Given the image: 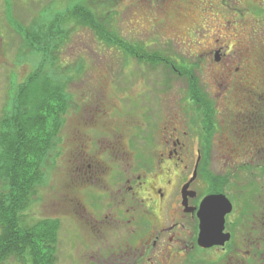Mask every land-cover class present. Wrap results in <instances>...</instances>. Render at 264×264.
<instances>
[{
  "label": "rangeland",
  "instance_id": "374dc122",
  "mask_svg": "<svg viewBox=\"0 0 264 264\" xmlns=\"http://www.w3.org/2000/svg\"><path fill=\"white\" fill-rule=\"evenodd\" d=\"M79 1L87 3L115 33L137 48L151 52L164 50L163 54L186 64L198 61L206 50L202 46L208 50L214 40L223 36L221 43L225 39V46L231 47L227 50V61H232L230 69L222 70L223 79L214 78L217 72L213 75L208 70L202 72L205 90L219 103L216 105L218 132L210 151L208 170L214 176H227L229 188L225 192L229 195L264 189V132L256 130L260 126L259 114L244 113L249 108L246 99L261 95L257 110L263 120L260 128L264 129V21L260 27L253 14L248 13L253 9L249 0L239 6L231 0L230 8L220 6L221 10L217 4L209 3L204 9L198 6H189L188 11L182 9L190 15V20L173 8L152 12L145 0L116 3L115 0H0V119L8 108L14 87L29 76L39 61L25 47L22 35L17 33L18 25L29 27L36 19L42 20L45 13L46 18H54ZM235 6L246 14L237 10L234 16ZM65 28L70 33L58 55L66 66L63 72L73 74L80 65L84 66V72L75 76L68 86L74 107L62 128L61 153L49 163L48 178L35 202L26 209L25 218L30 224L47 218L60 219L57 264H82L81 242L87 234L85 228H89L85 223H92L91 212L98 211L91 197L95 195L102 201L105 192L116 189L112 186L122 166L127 170L139 169L143 160L167 157L165 135L172 134L174 128L187 123L191 141L199 143L203 140V125L196 109L186 102L187 81L177 80L166 87L165 70L161 66L153 67L125 55L100 40L89 25L79 24L77 20H66ZM237 67L241 70L237 71ZM241 79H244L242 85ZM191 119H197L196 123L190 124ZM147 128L149 133L155 132L160 142L155 147L148 145ZM190 151L192 170L200 155L202 168L203 151L198 148ZM91 165L97 180L83 185L78 178ZM154 179L157 176L152 175L149 181ZM201 181L204 191L206 185L204 179ZM5 264L20 263L11 259Z\"/></svg>",
  "mask_w": 264,
  "mask_h": 264
},
{
  "label": "flooded vegetation",
  "instance_id": "af4514ba",
  "mask_svg": "<svg viewBox=\"0 0 264 264\" xmlns=\"http://www.w3.org/2000/svg\"><path fill=\"white\" fill-rule=\"evenodd\" d=\"M145 1L148 3L147 6L152 7V12L173 8L174 12L181 11V16L190 20V15L185 13L191 8L189 6L204 9V6L209 3L217 4L216 6L221 10L223 6L229 7L231 0ZM183 1L189 4L182 5ZM234 1L239 6L246 0ZM249 1L252 2L253 9H249L248 13L253 14V18L261 27L264 21V7L261 8L264 0ZM237 10L243 11L235 6L232 8L234 16ZM222 38L223 36H220L214 40L208 50L202 46L206 50L201 53L198 61L192 64L177 61V65L186 70L177 67L175 60L168 54H164L165 59L174 60L173 65H176L169 68L171 75H175L173 70L181 74L185 72V76L192 75L202 87V98L213 102L215 110L219 103H216V99L205 90L202 76L204 70H208L212 73L211 75L217 72L215 79L218 77L223 79L222 70L230 69L232 61H227L229 58L227 50L231 47L228 44L225 46V39L222 44ZM152 51L163 54L164 50L153 49ZM157 67L162 70L167 69L165 64H158ZM215 68H217L216 71ZM239 70L241 68L237 67V71ZM177 80L187 81L189 90L191 83L186 77H174L169 81L171 83ZM243 81L244 79L240 80L241 85ZM260 97L261 95H253L246 99L249 108L244 113L259 114L257 118H259L260 126L256 130L264 132V129H261L263 120L260 119V111L257 110L259 106L257 100ZM186 102L191 104L196 112L199 111V105L194 104V100H191L189 95ZM215 113L216 132H218L217 110ZM199 117L203 125L201 132L203 134L206 127L201 114ZM196 121L197 119H191L190 124ZM250 124L247 125L248 128H252ZM188 129L190 128L186 123L182 128H174L172 134L165 135L168 139L165 143L167 157L165 155L157 161L148 160L150 158L143 160L139 164V169L127 170L126 166H122L121 172L114 180L115 185L112 186L116 189L105 192L102 201L95 195L91 197L98 211L91 212L89 220L92 219V223H85L89 228H85L87 234L85 238L82 237L81 242L82 264H264V189L254 190V192L243 191L239 195H229L225 191L211 192L208 181L206 182L202 172H199L201 155L196 159L192 170L193 158L190 150L193 148L203 150V140L199 143L191 141L192 135ZM149 131L150 129L146 132L150 142L148 145L155 147L160 142L155 138V132L149 133ZM185 136H188L187 139ZM214 146L213 138L211 149ZM182 163H186L185 166H181ZM128 165L130 166L129 163ZM92 166H89L88 170L85 169L86 174L78 178V182L83 185L96 182V171H92ZM122 172L124 174L120 176ZM88 173L91 175H87ZM152 175L157 176L153 182L149 181ZM222 177L227 178V176ZM201 179H204L206 185L204 191ZM154 184L157 186L153 187ZM226 188H229L227 181ZM212 194L226 195L233 209L225 216L224 227L218 233L221 235L217 241L218 244L203 246L199 242L202 227L199 211L203 200Z\"/></svg>",
  "mask_w": 264,
  "mask_h": 264
},
{
  "label": "trees",
  "instance_id": "16d2710c",
  "mask_svg": "<svg viewBox=\"0 0 264 264\" xmlns=\"http://www.w3.org/2000/svg\"><path fill=\"white\" fill-rule=\"evenodd\" d=\"M46 14L29 27H17L25 47L37 55L39 61L29 76L14 87L8 108L0 119V264L11 259L20 264L58 263L62 221L47 218L30 224L25 211L35 202L47 180L49 163L60 156L62 128L74 107L68 86L75 76L84 72L83 65L75 68L73 74L63 72L66 66L58 55L70 33L65 28L66 20L89 25L100 40L127 56L153 67L165 64L166 87H170L169 80L174 77L183 76L190 81L189 98L199 105L198 112L206 127L202 141L204 164L199 172L208 181L211 192L226 188L227 178L214 176L208 170L211 143L216 133V110L213 102L202 98V87L192 75L185 76V72L174 70L175 75H171L169 68L177 65L176 60L165 59L160 52L143 50L127 42L85 2L79 1L51 19L46 18Z\"/></svg>",
  "mask_w": 264,
  "mask_h": 264
},
{
  "label": "water",
  "instance_id": "95a60500",
  "mask_svg": "<svg viewBox=\"0 0 264 264\" xmlns=\"http://www.w3.org/2000/svg\"><path fill=\"white\" fill-rule=\"evenodd\" d=\"M199 217L201 219V234L199 242L203 246L218 244L225 223V216L229 214L233 205L224 194H212L201 203ZM228 238V236H227Z\"/></svg>",
  "mask_w": 264,
  "mask_h": 264
}]
</instances>
